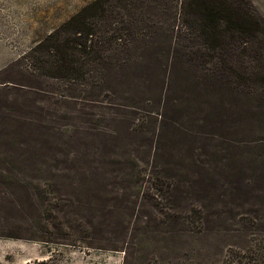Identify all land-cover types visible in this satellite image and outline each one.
Listing matches in <instances>:
<instances>
[{"label":"trees","instance_id":"obj_1","mask_svg":"<svg viewBox=\"0 0 264 264\" xmlns=\"http://www.w3.org/2000/svg\"><path fill=\"white\" fill-rule=\"evenodd\" d=\"M23 59L60 81V102L81 106L62 113L72 123L64 122L71 130L60 169L77 166L68 175H75L74 187L90 188L79 206L94 199L91 223L105 232L109 249L122 252V264H264V215L253 209L264 206V176L231 180L236 172L226 149L229 180L217 182L193 157L182 168L188 143L174 149L164 137L177 124L201 139L192 130L204 125L200 95L228 111L211 124L218 143L242 135L243 101L253 121L249 133H264V20L248 0H91ZM174 92L180 96L171 98ZM184 102L191 113L183 112ZM11 143V152L0 151L11 160L5 180L23 192L17 195L58 211L57 196L49 199L45 186H30L21 175L36 150ZM0 237L24 238L14 230H0Z\"/></svg>","mask_w":264,"mask_h":264},{"label":"rangeland","instance_id":"obj_2","mask_svg":"<svg viewBox=\"0 0 264 264\" xmlns=\"http://www.w3.org/2000/svg\"><path fill=\"white\" fill-rule=\"evenodd\" d=\"M90 1L0 0V151L11 152V141L17 140L24 142L26 148L36 150L35 154V151L31 152V159L26 157L21 175L30 186H45L48 189L47 197L50 199L55 195L62 204L58 211L53 212L46 201L41 203L30 200L25 194L17 195L22 191L15 190L4 178L10 170L11 160L5 161L0 153V230L20 231L24 237H0V264H122V252L109 249L105 232H97L91 223L92 209L89 206L94 199L90 197L89 203L79 206L78 200H87L88 191L86 194L84 192L90 188L85 182L80 188L74 187L72 179L74 181L75 175L73 178L68 175L76 174L77 166L67 162L72 165L73 171L60 169L63 163H60L63 159L60 151L64 148L65 133L71 130L64 122L72 123L71 119L61 120L62 113L78 111L81 106L73 104L71 100L60 102V81L28 68L23 59L38 40ZM248 1L264 20V0ZM241 6L247 4L242 3ZM16 82L27 84L28 88L21 89ZM179 96V92H174L171 98ZM198 99L202 101L198 114L204 125L192 130H197L201 139L186 136L183 134L185 128L177 124L164 129V137L169 138V145L170 139L173 140L170 146L174 149H178L181 142L188 143L182 151L181 167L188 169L186 162L193 157L201 161L198 164L202 165L207 178L226 182L229 180L224 168L226 160L221 156L227 149L232 152L229 165L236 172L231 180L250 182L254 180V174L264 176V133H249L253 121L251 115L245 112L249 108L248 103L243 101L241 104L244 111L242 135L237 138L228 136L230 141L226 139L221 144L217 142L218 132L211 129V124L218 115L224 116L228 111L203 95ZM184 104L183 112L191 113L192 105ZM84 107L88 110V106ZM255 136L260 139L257 141L259 143L255 141ZM225 142L234 147H228ZM255 163H258L256 170ZM82 166L87 169L88 164ZM61 183L69 185L64 188ZM252 192L254 195L257 193L255 190ZM221 193L222 190L215 192L223 197ZM256 200L261 201L259 194ZM253 209L264 215V206ZM81 216H84L83 222Z\"/></svg>","mask_w":264,"mask_h":264}]
</instances>
